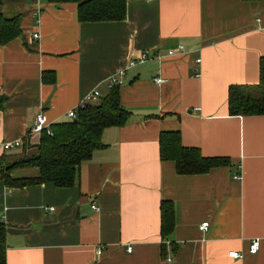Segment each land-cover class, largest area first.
<instances>
[{
    "label": "crops",
    "instance_id": "1",
    "mask_svg": "<svg viewBox=\"0 0 264 264\" xmlns=\"http://www.w3.org/2000/svg\"><path fill=\"white\" fill-rule=\"evenodd\" d=\"M0 15L18 18L23 31L0 46V96L8 98L0 158L7 162L36 153L40 135L30 131L39 112L50 125L68 121L92 92H108L131 57L151 52L124 77L127 124L104 132V147L80 167L74 187L10 189L0 181L7 264H264V116L228 111L230 86L260 82L264 2L127 0L122 22L80 23L77 4L6 0ZM179 46L185 53L170 57ZM44 72L55 74L54 84L42 82ZM170 131L180 132L184 147L231 165L178 175L174 162L160 159L161 133ZM19 140L22 147L4 150ZM164 201L176 213L168 241L161 236ZM253 240L260 243L255 254ZM232 251L243 257L230 258Z\"/></svg>",
    "mask_w": 264,
    "mask_h": 264
},
{
    "label": "trees",
    "instance_id": "2",
    "mask_svg": "<svg viewBox=\"0 0 264 264\" xmlns=\"http://www.w3.org/2000/svg\"><path fill=\"white\" fill-rule=\"evenodd\" d=\"M264 2V0H242ZM6 0H0V7ZM57 6L77 4L80 23L122 22L127 17V0H49ZM23 34L19 19H6L0 15V46H6ZM56 81L51 72H44V84ZM121 87L111 90L99 98L98 104L88 103L81 107L76 119L51 125V134L43 131L36 153L23 156L13 162L0 158V181L10 189H24L29 186L52 184L58 188H72L79 178L80 167L89 162L93 154L104 147L102 136L109 128L124 127L130 113L121 105ZM8 100L0 96V111L5 110ZM230 116H264V57L260 59V82L258 85H233L228 92ZM160 159L174 162L180 176L204 175L214 168L228 167V158H206L199 149L182 145L178 131L162 132L160 136ZM37 169L36 177L18 178L14 172ZM161 236L168 241L176 228L175 206L164 201L160 207ZM7 229L0 221V264H7ZM175 251V245L171 244ZM163 256L166 249L163 247Z\"/></svg>",
    "mask_w": 264,
    "mask_h": 264
},
{
    "label": "built area",
    "instance_id": "3",
    "mask_svg": "<svg viewBox=\"0 0 264 264\" xmlns=\"http://www.w3.org/2000/svg\"><path fill=\"white\" fill-rule=\"evenodd\" d=\"M35 18L39 17V13L34 14ZM36 38H39V35L36 34L35 35ZM185 53V48L183 46H179L177 49H173L169 51V56L170 57H174L178 54H184ZM151 52L150 51H143L140 52L138 55L131 57V59L129 60L127 67L120 70L116 75H114L113 77H111L108 81V90L117 88V87H121L123 85V80L124 77L126 76V72L131 69L136 67L137 65H141L144 64L148 61L149 57H150ZM157 58H160L159 55H157ZM201 60L198 59L197 60V64H200ZM156 82L158 84H161L163 82V80L161 79H157ZM101 97V92L97 89L94 92H92L88 98L86 99V103H82L81 105H79V107L72 109L69 113H68V118L73 120L76 119L78 117V112L79 109L81 107H84L86 104L90 103V102H94L96 100H98ZM50 123L48 121V118L46 116V114L42 111L39 112L36 117H35V122H34V126L31 129V134L32 135H40L43 131H47L48 134H51L50 131ZM22 140L16 141L14 143H6L4 144V150L5 151H10V150H14L17 149L19 147H22ZM241 175H237L234 177L235 180H241ZM94 210L96 211H100L99 207L94 206L93 207ZM50 211H53L54 208H50ZM209 227V223H204L203 225H201L200 230L202 231H207ZM260 248V243L259 240H253L251 245H250V249L249 252L251 254H255L259 251ZM129 252H131V248H129ZM102 253V249L98 250V254ZM229 257L233 258V259H241L243 257V255L239 252L236 251H232L229 253ZM168 262H172V258H168L167 259Z\"/></svg>",
    "mask_w": 264,
    "mask_h": 264
},
{
    "label": "rangeland",
    "instance_id": "4",
    "mask_svg": "<svg viewBox=\"0 0 264 264\" xmlns=\"http://www.w3.org/2000/svg\"><path fill=\"white\" fill-rule=\"evenodd\" d=\"M93 104H98V102L96 103V102H93ZM22 153L20 152V155H21ZM16 157H18V155L16 156Z\"/></svg>",
    "mask_w": 264,
    "mask_h": 264
}]
</instances>
